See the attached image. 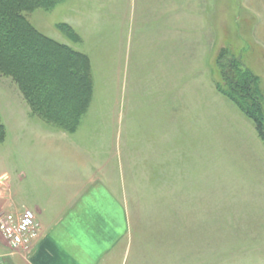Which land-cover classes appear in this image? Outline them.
Wrapping results in <instances>:
<instances>
[{"label": "rangeland", "instance_id": "obj_1", "mask_svg": "<svg viewBox=\"0 0 264 264\" xmlns=\"http://www.w3.org/2000/svg\"><path fill=\"white\" fill-rule=\"evenodd\" d=\"M140 2L63 0L23 12L35 31L89 57L91 93L68 131L33 113L0 67V175L24 172L28 192L35 156L25 143L54 127L100 155L108 186L120 189L130 225L113 264H264V139L217 87L216 62L230 45L264 98V0H179L169 29L155 19L157 3ZM61 81L60 114L77 101L74 80Z\"/></svg>", "mask_w": 264, "mask_h": 264}, {"label": "crops", "instance_id": "obj_2", "mask_svg": "<svg viewBox=\"0 0 264 264\" xmlns=\"http://www.w3.org/2000/svg\"><path fill=\"white\" fill-rule=\"evenodd\" d=\"M147 1L157 3L155 19L166 18L169 29L179 0ZM188 10L194 9L186 6L182 13L188 15ZM201 17L195 27L203 30ZM188 25L184 28L195 29ZM82 142L54 127L39 129L25 143L35 156L29 191L23 188L24 172L16 178L0 175V179L9 177L0 191V204L11 212L32 209L38 226V237L25 253L12 252L0 235V264H113L118 255L122 257L115 251L127 237V207L119 197L120 189L108 186L102 157Z\"/></svg>", "mask_w": 264, "mask_h": 264}, {"label": "trees", "instance_id": "obj_3", "mask_svg": "<svg viewBox=\"0 0 264 264\" xmlns=\"http://www.w3.org/2000/svg\"><path fill=\"white\" fill-rule=\"evenodd\" d=\"M60 1L63 0H0V67L19 85L33 113L49 125L71 131L79 124L90 100L89 57L38 33L23 15L24 11L36 6L48 8ZM25 57L36 58V62H24L22 58ZM47 57L52 59L56 69H52V62ZM216 62L221 77L217 87L254 121L264 139V98L260 78L242 65L230 45L221 48ZM61 80L68 83L74 80L77 87L76 103L70 111L66 106L62 114L59 112L63 109L59 104L56 106V95L63 92L58 91L59 84L66 88ZM70 115V118H58ZM5 129L0 121V142L6 138Z\"/></svg>", "mask_w": 264, "mask_h": 264}, {"label": "built area", "instance_id": "obj_4", "mask_svg": "<svg viewBox=\"0 0 264 264\" xmlns=\"http://www.w3.org/2000/svg\"><path fill=\"white\" fill-rule=\"evenodd\" d=\"M6 186L4 178L0 179V191ZM0 235L9 243L13 252H29L38 237L36 215L32 209L11 212L0 204Z\"/></svg>", "mask_w": 264, "mask_h": 264}]
</instances>
